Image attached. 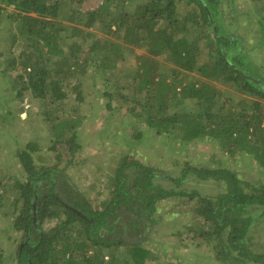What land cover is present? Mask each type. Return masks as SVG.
<instances>
[{"label":"trees","instance_id":"1","mask_svg":"<svg viewBox=\"0 0 264 264\" xmlns=\"http://www.w3.org/2000/svg\"><path fill=\"white\" fill-rule=\"evenodd\" d=\"M127 1L132 0H103L98 7L84 10V0H0V26L6 20L17 22L13 40L22 45L19 58L7 68L18 71L13 82L16 97L23 99L31 92L39 100L64 101L70 97L67 86L81 91L90 67L103 75L115 67L123 57L124 46L118 41L123 38L150 55H167L172 63L169 74L160 73L158 64L149 61L136 68L133 80L144 95L119 94L124 102L141 104V111L133 107L136 117L144 118L159 135L181 133L185 143L211 138L231 154L247 149L264 165L262 102L236 109L227 108L225 100L216 108L225 92L214 81L264 99V68L245 51L244 37L228 28L219 0H148L134 13L126 10ZM183 1L196 8L180 19L178 2ZM205 25L210 28L205 39L209 59L201 61L200 38L188 34ZM93 27L114 39L97 36L90 30ZM190 72L206 80L183 82L179 74ZM177 98L195 100L198 110H171ZM12 113L9 108L1 116L7 121ZM76 117L53 124L51 129L57 131L53 148L66 129L76 128ZM77 137L73 131L65 138L72 154L80 146ZM39 148L38 142L30 141L17 150L24 176L12 177L14 196L7 198L6 190L0 193V209L11 211L10 228L23 231L18 249L21 264H146L153 249L145 242L162 219L156 214L166 199L177 201L172 213L193 214L184 228L173 231L182 241L186 233L187 245H207L222 264H264V242L253 244L250 235L261 216L253 212L260 206L264 209L263 182L241 178L230 168L189 162L178 176H172L125 155L111 177L110 195L96 208L58 163L49 164L43 157L37 163ZM193 176L222 182L224 189L214 195L189 189L185 183ZM53 220L56 224L46 227ZM0 264H4L1 249Z\"/></svg>","mask_w":264,"mask_h":264},{"label":"rangeland","instance_id":"2","mask_svg":"<svg viewBox=\"0 0 264 264\" xmlns=\"http://www.w3.org/2000/svg\"><path fill=\"white\" fill-rule=\"evenodd\" d=\"M147 1H127L126 10L128 13H134ZM102 2L103 0H84L83 9L96 8ZM218 3L228 28L232 33L244 37L245 51L264 68V37L261 32L264 0H219ZM195 8L194 3L178 2L179 18L184 19L187 12ZM10 9L13 8L10 7ZM162 23H165L164 20ZM16 25L17 22L6 20L0 26V193L6 190L7 198L15 194L12 177L24 176L16 154L17 150L25 147L30 141L38 142L40 147L35 153L37 163H41V157L46 158L49 164L58 163L65 169L75 189L91 199L96 208H101L102 201L110 195L111 188L108 185L116 167L125 155H128L130 159L141 160L146 164L164 169L172 176H178L189 162L214 168H230L241 178L264 183V165L258 161L256 154L247 149H238L237 153L231 154L220 145L219 140H211V138L185 143L181 133L159 135L150 128L144 118L136 117L133 107L136 106L137 110L141 111V104L137 105L131 100L124 102L125 98L119 96L120 93L130 97L138 94V98L144 95L141 90H137L138 82L133 80L136 68L141 62L149 61L151 65L158 64L160 73L169 74L172 63L167 55H150L146 48L129 44L123 38L118 39L124 46L123 57L115 63V67L105 75L90 67L87 74L83 76L81 91L72 90L70 85L67 86L70 97L64 101L53 103L51 100H39L32 96L31 92L26 93L23 99L16 97L17 90L13 82L17 79L18 71L7 70L9 62L13 59L17 60L22 50L19 39L16 42L13 40V35L17 31ZM197 29L198 31L190 30L188 35L190 38L199 36V44L202 48L200 60L206 61L209 59V48L206 46L205 39L210 28L205 25ZM90 30L96 32L97 36L114 39L113 36H107L95 27ZM124 32L123 30L122 35ZM5 69L6 73H3ZM171 77L168 76V81ZM179 77L183 82L206 80L197 72L180 73ZM214 84L225 92L224 97L218 98L216 108L225 100H227V108L240 109L244 105L251 108L255 107L254 102L257 100L262 102L264 113L263 98L252 96L228 83L214 81ZM174 103L171 110L182 108L197 111L199 108L197 102L192 99L183 102L177 98ZM9 108L13 110V113L8 115L6 121L1 116V112H6ZM75 114L77 115L75 120L76 123L78 120V123L73 131L78 132L76 141L80 144L77 151L72 154L71 145L65 140L73 132L68 129L62 135V140L53 148L57 131L52 130L51 127L59 120H68ZM46 115L49 117L46 118ZM203 121L207 122L205 119ZM139 133H142L140 138L136 136ZM251 141L255 140L251 138ZM160 181L167 187L172 186L166 179ZM221 184L223 183L217 180L201 181L193 176L185 183V186L189 189H199L201 193L214 195L224 189ZM176 203L177 201L173 199H166L159 207L156 215L162 219L154 226L145 242L153 249V254L146 260V264H222L214 258L213 252L207 245L203 244L200 247L187 245L189 237L186 233L183 234L185 241L173 234L174 230L184 228L193 219L190 211L172 213V207ZM253 213L261 216L255 221L250 231L251 241L253 244L260 245L264 242L263 206L257 207ZM11 219L10 209L1 208L0 249L3 252L4 264H21L18 249L23 238V231L15 232L11 229ZM56 222L53 220L45 225L53 226Z\"/></svg>","mask_w":264,"mask_h":264}]
</instances>
